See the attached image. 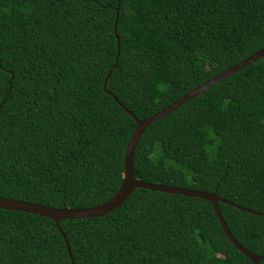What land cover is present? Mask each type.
I'll return each mask as SVG.
<instances>
[{
    "label": "trees",
    "instance_id": "trees-1",
    "mask_svg": "<svg viewBox=\"0 0 264 264\" xmlns=\"http://www.w3.org/2000/svg\"><path fill=\"white\" fill-rule=\"evenodd\" d=\"M116 36L105 91L144 120L262 49L264 0H0L1 198L87 209L116 194L135 127L103 91ZM132 170L264 214V56L147 127ZM218 209L264 256V216ZM58 224L74 264H251L197 198L136 189ZM0 264L71 262L54 221L0 209Z\"/></svg>",
    "mask_w": 264,
    "mask_h": 264
},
{
    "label": "water",
    "instance_id": "water-1",
    "mask_svg": "<svg viewBox=\"0 0 264 264\" xmlns=\"http://www.w3.org/2000/svg\"><path fill=\"white\" fill-rule=\"evenodd\" d=\"M117 23V19L115 21V26ZM114 32H115V27H114ZM116 35V32H115ZM117 38V56L115 58L114 65L109 69V72L107 76L104 79L103 83V91L110 95L114 101L119 104V106L122 108V110L128 114L131 119L135 123V127L133 130V133L129 139V142L126 147L125 155H124V173H123V180L116 192V194L109 199L107 202L93 207V208H87V209H69V208H63V209H56V208H50V207H45L42 205H37L29 202H24V201H17V200H10V199H5L0 197V209L6 210V211H17V212H24V213H29L33 215H37L43 218H48L52 221H54L55 226L61 236L63 237V240L65 242V246L69 255V259L71 264H74L73 258L71 256V252L69 249L68 242L66 240L65 235L63 234L62 230L59 227V221L62 220H86V219H93V218H99L102 217L116 209H118L125 201L126 199L131 195L133 191L136 189H144V190H149V191H154V192H160V193H166L170 195H179L183 197H189V198H197L200 200L207 201L211 204L212 209L214 211L215 217L224 233V235L227 237L229 242L245 257H247L251 264H259L261 261L264 260V256H256L249 251H247L245 248H243L230 234L229 230L227 229V226L225 222L222 219V216L219 212L218 209V203H225L228 204L240 211H243L245 213L255 215V216H264V214L253 211V210H248L242 207H239L231 202H228L224 199H221L216 196L214 193H209V192H201V191H192L188 189H183V188H176V187H168V186H162V185H155V184H149L145 183L142 181H139L134 178L133 175V170H132V158L134 154L135 147L144 133L145 129L149 127L151 124L154 122L160 120L167 114L171 113L173 110L176 108L180 107L184 103L188 102L192 98L198 96L211 86L223 81L227 77L235 74L236 72L242 70L243 68L249 66L251 63L257 61L258 59L262 58L264 56V47L260 49L259 51L255 52L248 58L244 59L243 61L237 63L236 65L232 66L231 68L225 70L224 72L216 75L215 77L211 78L210 80L206 81L205 83L201 84L200 86L196 87L189 93L185 94L178 100L174 101L170 105H168L166 108L158 112L157 114L153 115L150 118L144 119V120H138L133 116L124 106H122L116 99L115 97L105 91V84L106 81L113 70V68L116 67L117 62H118V51H119V41L118 37ZM10 92V87L9 91L7 94Z\"/></svg>",
    "mask_w": 264,
    "mask_h": 264
}]
</instances>
